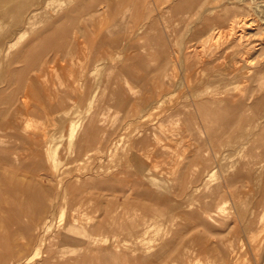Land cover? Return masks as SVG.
Wrapping results in <instances>:
<instances>
[{
    "label": "rangeland",
    "instance_id": "1",
    "mask_svg": "<svg viewBox=\"0 0 264 264\" xmlns=\"http://www.w3.org/2000/svg\"><path fill=\"white\" fill-rule=\"evenodd\" d=\"M263 71L264 0H0V264H264V149L254 181L228 184L245 142L233 127L257 136L261 111L199 136L194 108L234 86L264 105ZM212 169L221 183L200 199ZM252 211L258 225L238 226Z\"/></svg>",
    "mask_w": 264,
    "mask_h": 264
},
{
    "label": "bare ground",
    "instance_id": "2",
    "mask_svg": "<svg viewBox=\"0 0 264 264\" xmlns=\"http://www.w3.org/2000/svg\"><path fill=\"white\" fill-rule=\"evenodd\" d=\"M36 11V10H35ZM38 13V12H37ZM33 15V14H32ZM34 16V15H33ZM48 25H49V23H48ZM47 25V26H48ZM55 27V26H54ZM47 28V27H46ZM56 28V27H55ZM52 31V30H51ZM87 33V32H86ZM46 34V33H45ZM38 35V34H37ZM44 37V36H43ZM38 38V37H37ZM44 41H46V40H44ZM40 42H38L37 44H36V46L39 44ZM35 46V45H34ZM173 55V54H172ZM106 59V58H105ZM110 60V59H109ZM117 60H119L118 58H117ZM116 60V61H117ZM175 60V59H174ZM105 62H106V60H105ZM119 62V61H118ZM108 63H109V61H107V65H108ZM116 63V62H115ZM111 65V64H110ZM117 65V64H116ZM114 66V65H113ZM113 68V67H112ZM117 68V67H116ZM109 69V68H108ZM101 71V70H100ZM105 71H106V69H105ZM109 71H111V70H109ZM102 72V71H101ZM107 72H108V70H107ZM112 72V71H111ZM237 72V73H236ZM235 73L236 74H241V73H243V69H240V68H238L237 69V71H236ZM264 72V71H263ZM103 73V72H102ZM106 73V72H105ZM104 75V74H103ZM264 75V74H263ZM107 76H109V75H107ZM235 77H237V76H235ZM222 80V79H221ZM255 80V79H254ZM218 81V80H217ZM227 81H228V79H227ZM234 82H233V85L235 84V80H233ZM216 82V81H215ZM214 82V83H215ZM263 82V81H262ZM247 83V82H246ZM216 84H218V83H216ZM245 84V83H244ZM220 85H222V84H220ZM239 85H240V83H239ZM247 85V84H246ZM231 86V85H230ZM253 86V85H252ZM255 86H257V85H255ZM222 87V86H221ZM229 88V87H228ZM231 88V87H230ZM229 88V89H230ZM249 88V87H248ZM247 88V89H248ZM250 88H252V87H250ZM253 88H255V87H253ZM175 89V88H174ZM215 89V88H214ZM219 89H221V88H219ZM219 89H217V90H215L214 91V94L211 96V97H207L206 96V98H205V100H207V98H209V101L207 100V102H205V103H198V104H196V106L194 105V108H195V114H196V117H197V120H196V124H195V127H196V129L198 128V135L199 136H201L202 134H204V133H206V132H208V129L209 128H211L209 125H213V126H215V128H219V127H221L222 125H223V123H224V121L226 120V122H227V119H230L231 117L230 116H234V117H243L244 115H245V113H247V112H249L250 110L251 111H253L254 113H259L260 111V117H262L263 119H264V105L262 104V102H261V97L259 96V97H257V98H255L254 100H252L251 98H250V96L249 95H245L243 98H238L237 96H241V95H236L235 93H239V91H238V88H237V86H234L232 89H230L229 90V93L227 94V95H225L224 93H222V91H220ZM211 91V90H210ZM224 91V90H223ZM241 91V90H240ZM246 91V90H245ZM248 91H249V89H248ZM247 91V92H248ZM257 91V90H256ZM259 91V90H258ZM260 92V91H259ZM262 92V91H261ZM173 93V92H172ZM199 93V92H198ZM204 93V92H203ZM250 93V92H249ZM174 95V94H173ZM197 95V94H196ZM205 95V94H204ZM252 96L254 95L253 93L251 94ZM260 95V94H259ZM202 96V95H201ZM166 97V96H165ZM204 97V96H203ZM255 97V95L253 96V98ZM199 99V98H198ZM202 99V98H201ZM178 107V109H176L175 110V113L176 114H183V112H184V110H186V107H188V106H183V105H178L177 106ZM187 115H188V113H187ZM182 116V115H181ZM259 116V115H258ZM230 117V118H229ZM233 117V118H234ZM239 118H237V119H239ZM261 118V119H262ZM191 119V118H190ZM189 119V120H190ZM241 120H242V118H240ZM250 119V118H249ZM256 120H258V119H256ZM233 121V120H232ZM239 121V120H238ZM246 121H248V119L246 120ZM258 123V122H257ZM191 124H193V123H191ZM225 124V123H224ZM228 124V123H227ZM251 124V123H250ZM253 124H254V122H253ZM256 124V123H255ZM234 126V125H233ZM232 126V127H233ZM251 126V125H250ZM252 127V126H251ZM228 128V127H227ZM234 129L236 128V130L235 131H237V133H239V135H238V140H240V141H245V142H243V144H242V148H243V150H242V152H240V155L242 154L243 155V159H242V161H238V167H237V171L239 172V174L238 175H236L237 173H235L234 174V178H233V176H231L233 179H231L230 180V178H229V180H228V184H229V182H230V185L231 184H235V183H233L234 181L235 182H241L242 183V181L243 180H247L248 181V183H250L253 179H254V177H255V174H256V172H257V169H256V166L258 165V163H257V159L259 158V156H260V154H257V153H259V149H264V127L262 128V129H260V131H259V133L257 134V136H253L252 134H251V132H252V130L251 129H249L248 131H247V128H246V124H245V121L244 120H242V121H240V122H238V123H236V125H235V127H233ZM232 128V129H233ZM259 128H260V126H259ZM220 129V128H219ZM222 129H224V128H222ZM229 129H231V128H229ZM234 129H233V131H234ZM253 129H255V128H253ZM225 130V129H224ZM228 130V129H227ZM220 131V130H219ZM226 132H228V131H226ZM230 132H231V130H230ZM258 132V131H257ZM224 134V133H223ZM205 135V134H204ZM227 135V134H226ZM231 135V134H230ZM206 136V135H205ZM217 137H219V136H217L216 135V137H214L215 139V141H216V138ZM224 137V136H223ZM222 137V138H223ZM226 137V136H225ZM199 138H201V140H200V145H205V146H207L206 145V142L207 141H209V139H205L204 138V136L203 137H199ZM219 139H221V137L219 138ZM88 140V139H87ZM83 141V140H82ZM86 141V140H85ZM210 141H212L211 139H210ZM220 143V142H219ZM222 143H224V142H222ZM221 143V144H222ZM216 144H217V142L215 143V145H213L212 147L210 146V150H211V154L213 155V156H211V158L213 159V161H214V163H213V165H212V168L215 166V164L217 163L216 161H217V158H218V156L220 157V158H222V156L224 155V153H222V150L221 149H218V147L216 148L215 146H216ZM82 145V144H81ZM199 145V144H198ZM250 145H251V149H250ZM84 145H82V147H83ZM208 146H209V144H208ZM215 148H216V152H215ZM219 148H220V146H219ZM228 148H229V145H228ZM238 148V147H237ZM83 149V148H82ZM199 149V148H198ZM234 149V148H233ZM226 150V149H225ZM78 151H79V149H78ZM82 151V150H81ZM209 151V150H208ZM202 152V151H201ZM79 153H81V152H79ZM232 153V152H231ZM231 153H228L226 156L228 157V159H231L233 156H231L232 154ZM199 154V153H198ZM197 154V155H198ZM208 154V153H207ZM79 155L80 154H78V157H79ZM222 155V156H221ZM200 156V155H199ZM198 156V157H199ZM206 156V155H205ZM208 156V155H207ZM83 157V156H82ZM201 157V156H200ZM199 157V158H200ZM240 157V156H239ZM80 158V157H79ZM208 158V157H207ZM219 159V158H218ZM262 159V158H261ZM223 161V160H222ZM201 163V162H200ZM210 163H212V162H210ZM257 163V164H256ZM129 164V163H128ZM127 164V165H128ZM132 164V163H131ZM220 164V163H219ZM133 166V165H132ZM203 166H205V164L203 163ZM200 167V166H199ZM203 169H205V168H203ZM214 169H217V167L216 168H214ZM214 169H212V171H214L213 173H209L208 172V174H205V175H207V176H205L204 178H203V173H201L198 177H197V180H198V184H199V186H198V188H199V191H198V197H200V199L201 198H203L204 196H203V194H204V190L205 189H209L210 188V186H212V183H216V184H220L221 183V181L220 182H218L217 181V179H216V175H217V170H214ZM222 170V169H221ZM209 171V170H208ZM236 171V169L234 170V172ZM216 172V174H214ZM228 172H230V171H228ZM245 174V175H244ZM229 175V174H228ZM228 175H226V176H228ZM254 176V177H253ZM227 178V177H226ZM215 180L217 181V182H215ZM246 181V182H247ZM254 181V180H253ZM254 183V182H253ZM242 186L241 187H234V188H232L233 186H231V188H232V190L229 188L230 186H227V188H229V190L231 191V194H232V196L233 197H237V198H240V195H241V192H243V190H241L246 184H241ZM235 186V185H234ZM264 187V186H263ZM218 187H217V185H216V187H215V189H217ZM220 188H221V186H220ZM194 190V189H193ZM221 190H222V188H221ZM214 191V190H213ZM217 191V190H216ZM262 191V190H261ZM8 192V191H7ZM10 192H12V191H10ZM209 192V191H208ZM211 193H212V191H211ZM262 193V192H261ZM18 194V193H17ZM195 194V193H194ZM14 195H16V194H14ZM209 195V194H208ZM263 195V194H262ZM261 195V196H262ZM13 196V195H12ZM16 196H14V198H15ZM211 197V196H210ZM217 197V195H215V198ZM19 198V197H18ZM17 198V199H18ZM258 198H260V197H258ZM198 199V198H197ZM217 199V198H216ZM262 199V198H261ZM207 200V199H206ZM209 200V199H208ZM263 200V199H262ZM197 201V200H196ZM216 201V200H215ZM237 201H238V199H237ZM260 201V200H259ZM239 202V201H238ZM211 203V202H210ZM263 203V202H262ZM222 204H224V203H222ZM258 204V203H257ZM260 204V203H259ZM207 205V204H206ZM213 205V204H212ZM238 206H239V208L242 210V211H240L241 213H244V214H247V213H250L251 211L247 208V206H246V203H243V202H239L238 203ZM225 207V206H224ZM197 208V207H196ZM199 209L200 210H198V218H199V220H198V222L196 223L197 224V228L198 229H201L203 226V229H207V228H205V222L203 223V221H201V218H200V215H202V214H205V216H206V214L207 213H204L203 212V210H202V208H200L199 207ZM214 210V209H213ZM221 210V209H220ZM220 210H218V211H220ZM248 210H249V212H248ZM260 210V209H259ZM258 210V211H259ZM207 211V210H206ZM205 211V212H206ZM6 212L7 213H9L10 211H7L6 210ZM213 212V211H212ZM224 212H225V210H224ZM255 211H252V213H254ZM257 212V211H256ZM260 212V211H259ZM264 212V211H263ZM195 213V212H194ZM217 213V212H216ZM226 213V212H225ZM258 213V212H257ZM262 213V212H261ZM214 214V213H213ZM259 214V213H258ZM264 214V213H263ZM259 215H261V214H259ZM259 215H258V217H259ZM209 216V215H208ZM207 216V217H208ZM224 216V215H223ZM202 217V216H201ZM215 217H216V215H215ZM226 217H228V216H226ZM256 218L257 216L255 215V213L252 215V217H251V219L249 220V219H247L246 220V217H245V215H243L242 217H240V222H238V226H240L239 225V223L243 226V227H245L246 226V228L247 229H250V225H254V224H257L258 225V223H256L255 221V223L253 222V218ZM263 216H261V218H262ZM205 218V217H204ZM203 218V219H204ZM254 218V219H255ZM260 218V219H261ZM264 218V217H263ZM262 218V219H263ZM195 219V218H194ZM258 219V218H257ZM197 220V219H196ZM213 220V219H212ZM233 220V219H232ZM205 221H207V220H205ZM238 221V220H237ZM259 221V220H258ZM262 221V220H261ZM211 222V221H210ZM214 222V221H213ZM225 223H227V222H225ZM261 223V222H260ZM237 224V223H236ZM214 225H215V223H214ZM245 225V226H244ZM208 226V225H207ZM206 226V227H207ZM210 226V225H209ZM236 226V225H235ZM214 228V227H213ZM210 229V228H209ZM236 229H238V227L236 228ZM207 231H209V230H206V232ZM31 233V232H30ZM41 234V233H40ZM31 237V236H30ZM45 237V236H44ZM249 237V239H251L250 238V236H248ZM248 237H246V238H248ZM34 238V237H33ZM38 238V237H37ZM44 239V238H43ZM254 239V238H253ZM84 246V245H83ZM88 249H89V247H88ZM102 252V251H101ZM105 252V251H104ZM109 254V253H108ZM111 255V254H110ZM108 257H110V256H108ZM119 257V256H118ZM113 258V257H112ZM107 259V258H106ZM234 259V258H233ZM110 260V259H109ZM137 260V259H136ZM27 261H31L30 259H27ZM135 261V260H134ZM25 263H26V260L24 261ZM105 262V261H104ZM110 263H112L111 261H110ZM137 263V262H136ZM135 263V264H136ZM29 264V263H28Z\"/></svg>",
    "mask_w": 264,
    "mask_h": 264
},
{
    "label": "crops",
    "instance_id": "3",
    "mask_svg": "<svg viewBox=\"0 0 264 264\" xmlns=\"http://www.w3.org/2000/svg\"><path fill=\"white\" fill-rule=\"evenodd\" d=\"M129 195V194H126ZM132 195V194H131ZM195 228L197 229V224L195 223ZM201 230V229H199ZM216 236H221L219 234H216ZM136 239V238H133ZM132 238L130 239V243L132 245H136V240H133ZM118 255H109L105 254L102 255L101 257H104V261L107 262V264H112L114 262H118L119 264H139L143 263L145 261L151 262V258H143V256L135 255L133 253H116ZM110 256V257H108ZM119 256V257H118ZM113 257V258H112ZM107 258V259H106ZM110 259V260H109ZM137 259V260H136ZM135 260V261H134ZM110 261L112 263H110ZM49 263L50 264H90V253H85L79 256V254L75 255H69L67 254L63 260V255H57V256H51L49 257Z\"/></svg>",
    "mask_w": 264,
    "mask_h": 264
}]
</instances>
